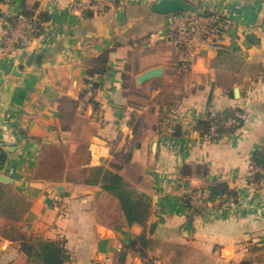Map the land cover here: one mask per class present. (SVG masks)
<instances>
[{
	"label": "crops",
	"instance_id": "1",
	"mask_svg": "<svg viewBox=\"0 0 264 264\" xmlns=\"http://www.w3.org/2000/svg\"><path fill=\"white\" fill-rule=\"evenodd\" d=\"M74 1L0 0V15L46 21L29 48L0 57V178L11 179H0V264H38L44 244L61 264H264V190L249 178L264 149V0H187L174 14L116 0L98 15ZM193 13L228 29L189 49L180 31ZM155 67L161 76L137 80ZM231 109L243 118L233 130L198 126ZM97 168L151 198L144 223L128 222ZM216 183L235 195L189 210V190Z\"/></svg>",
	"mask_w": 264,
	"mask_h": 264
},
{
	"label": "built area",
	"instance_id": "2",
	"mask_svg": "<svg viewBox=\"0 0 264 264\" xmlns=\"http://www.w3.org/2000/svg\"><path fill=\"white\" fill-rule=\"evenodd\" d=\"M116 0H75L74 7L85 15L92 12L94 14H103L115 6ZM2 28L0 31V57L8 58L12 54L22 52L29 48L37 38L42 34L46 21L39 12L28 14L24 11L16 13H3L0 15ZM228 29V23L222 17L206 16L203 13L185 14L183 17V26L181 28V38L183 45L189 49L208 41L209 39L222 36ZM187 64L182 68H187ZM240 125V120L236 117H230L224 121V126L233 127ZM218 125L213 124L208 133L209 137L216 136ZM2 144L0 143V150ZM1 168V167H0ZM256 170L258 167H252ZM262 169V168H260ZM1 171V170H0ZM264 173V169L260 171ZM210 190H198L194 193V205H201L209 198ZM218 201H222L219 199ZM121 249L119 248V251Z\"/></svg>",
	"mask_w": 264,
	"mask_h": 264
},
{
	"label": "trees",
	"instance_id": "3",
	"mask_svg": "<svg viewBox=\"0 0 264 264\" xmlns=\"http://www.w3.org/2000/svg\"><path fill=\"white\" fill-rule=\"evenodd\" d=\"M206 16L211 17L212 15L208 13ZM238 111L240 110L231 109L216 116H212L209 113L208 118L199 120L198 126L203 130V132L207 133L210 131L211 126L216 124L218 125V132L222 133L224 132V121H226L229 117H236L238 120L241 119L240 124L242 123L241 121H243V118L240 117ZM233 129L234 128L231 130ZM2 153L3 151L0 150V157L2 156ZM253 161L255 165L254 167H260L264 169V149L261 155L255 158ZM250 173L251 174L249 175V178L260 188L264 181V173L256 171L255 169H252ZM98 174L102 176V182L105 189L113 192L118 197L128 222L130 224L144 223L151 211V198L145 196L143 193H138L129 185H127L122 176L117 172L110 170L103 171L101 168H97L96 175ZM209 190L211 200L215 199L218 195L221 196V194L224 192L232 193L231 189H229L228 183H216L210 186ZM190 200V197L186 199V204L189 210L194 209L190 203ZM204 202H206V200ZM35 257L38 260V264H61L63 260V254H61V250L52 244H44V246L41 248V251L36 254Z\"/></svg>",
	"mask_w": 264,
	"mask_h": 264
},
{
	"label": "water",
	"instance_id": "4",
	"mask_svg": "<svg viewBox=\"0 0 264 264\" xmlns=\"http://www.w3.org/2000/svg\"><path fill=\"white\" fill-rule=\"evenodd\" d=\"M193 8H194V5L187 0H159V1L154 2L151 5V9L154 12L160 13V14H174V13H180V12H188ZM33 50L36 52V47H34ZM34 54L35 53H32L31 56L29 57V59L27 60V62H26L27 65L31 64L33 57H34ZM14 72H15V74H17V71H14ZM162 73H163L162 67L151 68V69H148V70L144 71L143 73H141L137 77V80L141 83V82H144L146 80L152 79L154 77L161 76ZM214 88H215V85L212 84L211 89H210L209 94H208V97H207V101H206V108L207 109L210 106V103H211V100L213 97V93H214ZM0 179L3 181H6V182H11V179L5 175H2ZM193 215H194V213L192 212L191 217H190L188 223L186 224L185 230L188 233L191 231L192 222H193Z\"/></svg>",
	"mask_w": 264,
	"mask_h": 264
},
{
	"label": "rangeland",
	"instance_id": "5",
	"mask_svg": "<svg viewBox=\"0 0 264 264\" xmlns=\"http://www.w3.org/2000/svg\"><path fill=\"white\" fill-rule=\"evenodd\" d=\"M252 169H254V168H252ZM256 171H262V169H260V167H258V168H256ZM254 187H257V188H259V186H254ZM198 190H204V188L203 189H198ZM198 190H189V197H190V199H191V201H190V203H191V205L195 208V206L196 205H194V203H193V197H194V193L195 192H197ZM259 190H264V181H263V183H262V186L259 188ZM259 190H257L258 192H260ZM221 202V201H220ZM203 205H204V203H203Z\"/></svg>",
	"mask_w": 264,
	"mask_h": 264
}]
</instances>
